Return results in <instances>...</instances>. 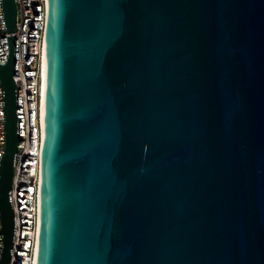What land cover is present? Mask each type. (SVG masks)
Returning a JSON list of instances; mask_svg holds the SVG:
<instances>
[{"label": "water", "instance_id": "obj_1", "mask_svg": "<svg viewBox=\"0 0 264 264\" xmlns=\"http://www.w3.org/2000/svg\"><path fill=\"white\" fill-rule=\"evenodd\" d=\"M0 264L14 236V0H1ZM35 264H264V0H47Z\"/></svg>", "mask_w": 264, "mask_h": 264}, {"label": "built area", "instance_id": "obj_2", "mask_svg": "<svg viewBox=\"0 0 264 264\" xmlns=\"http://www.w3.org/2000/svg\"><path fill=\"white\" fill-rule=\"evenodd\" d=\"M14 71L18 144L10 191L14 236L9 264H35L40 208V163L43 139L42 57L45 51L47 0H14ZM8 43L0 0V66L6 64ZM3 91L0 85V160L5 150ZM1 229V224H0ZM2 235L0 234V253Z\"/></svg>", "mask_w": 264, "mask_h": 264}, {"label": "bare ground", "instance_id": "obj_3", "mask_svg": "<svg viewBox=\"0 0 264 264\" xmlns=\"http://www.w3.org/2000/svg\"><path fill=\"white\" fill-rule=\"evenodd\" d=\"M42 70H43V77H44V84H45V51L42 57ZM43 84V99H42V106H41V113H42V122H43V108L45 102V85Z\"/></svg>", "mask_w": 264, "mask_h": 264}]
</instances>
